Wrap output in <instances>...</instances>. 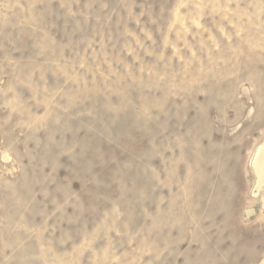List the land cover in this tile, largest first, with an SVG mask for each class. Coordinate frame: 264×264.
Wrapping results in <instances>:
<instances>
[{
  "label": "rangeland",
  "instance_id": "1",
  "mask_svg": "<svg viewBox=\"0 0 264 264\" xmlns=\"http://www.w3.org/2000/svg\"><path fill=\"white\" fill-rule=\"evenodd\" d=\"M264 0H0V264H264Z\"/></svg>",
  "mask_w": 264,
  "mask_h": 264
},
{
  "label": "bare ground",
  "instance_id": "2",
  "mask_svg": "<svg viewBox=\"0 0 264 264\" xmlns=\"http://www.w3.org/2000/svg\"><path fill=\"white\" fill-rule=\"evenodd\" d=\"M251 167L258 184H261L264 181V141L262 145L257 148L251 160Z\"/></svg>",
  "mask_w": 264,
  "mask_h": 264
}]
</instances>
